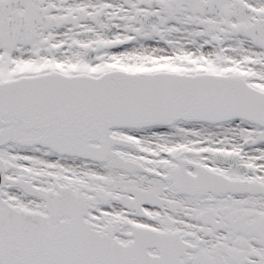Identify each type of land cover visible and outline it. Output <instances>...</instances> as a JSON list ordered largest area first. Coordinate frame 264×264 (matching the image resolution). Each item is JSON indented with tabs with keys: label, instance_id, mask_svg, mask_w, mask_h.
<instances>
[{
	"label": "snow or ice",
	"instance_id": "snow-or-ice-1",
	"mask_svg": "<svg viewBox=\"0 0 264 264\" xmlns=\"http://www.w3.org/2000/svg\"><path fill=\"white\" fill-rule=\"evenodd\" d=\"M0 264H264V0H0Z\"/></svg>",
	"mask_w": 264,
	"mask_h": 264
}]
</instances>
